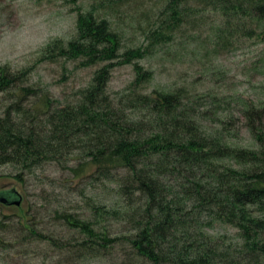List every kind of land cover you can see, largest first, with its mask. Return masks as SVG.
Returning <instances> with one entry per match:
<instances>
[{
	"label": "trees",
	"instance_id": "trees-1",
	"mask_svg": "<svg viewBox=\"0 0 264 264\" xmlns=\"http://www.w3.org/2000/svg\"><path fill=\"white\" fill-rule=\"evenodd\" d=\"M126 1L137 3L131 9H152L136 13L155 27L150 34L153 54L162 45L177 41L185 25L196 28L204 23L211 12L228 24L230 34L225 42L223 38L226 47L234 44L232 36L238 32L241 37L254 38L264 25V0H105L102 5L115 12L129 5ZM76 30V36L67 42L53 40L42 59L96 67L92 85L77 106L59 104L44 93L39 96L41 92L26 85L29 70L13 73L0 65V90L15 91L14 97L36 96L31 113L25 114L23 106H17L0 117V159L18 160L26 170L46 163L52 155L63 164L68 159L62 154H69L79 161L75 178L98 175L108 179L116 171L126 170L132 176L126 182L121 179L118 190L130 208L119 210L87 199L91 219L63 206L56 208L54 219L78 233L64 238L65 242L53 233L39 231L38 213L30 223L26 219L25 228L62 252L76 254L73 256L122 254L119 258L125 261L139 257V262L149 264H264V107L250 105L243 110L249 127L258 134L256 140L262 142L260 149L233 147L201 123L207 102L194 98L199 95H190L184 86L147 91L154 72L141 61L151 55L150 49H124L122 35L108 16L79 11ZM117 63L133 65L136 76L131 84L134 88L113 99L108 82ZM30 120L39 121L42 131L51 135L29 126ZM136 188L143 198L133 196ZM17 200L20 196L15 189L0 191L2 206ZM0 212V233L16 229L13 218ZM103 216H118L131 224L128 235L101 228ZM22 219L19 223L24 229ZM216 223L241 227L243 242L233 250L229 243L212 238L209 232L215 231ZM200 241H205V254L198 249L203 243L196 244ZM5 244L0 235V246Z\"/></svg>",
	"mask_w": 264,
	"mask_h": 264
},
{
	"label": "rangeland",
	"instance_id": "rangeland-1",
	"mask_svg": "<svg viewBox=\"0 0 264 264\" xmlns=\"http://www.w3.org/2000/svg\"><path fill=\"white\" fill-rule=\"evenodd\" d=\"M104 1L0 0V65L9 67L13 73L29 70L26 85L41 92L39 96L44 93L59 104L77 106L92 85L96 67L81 68L71 61L44 60L43 52L53 40L67 42L76 36L79 11L108 16L112 26L122 35L124 49L137 46L150 49L151 55L141 61L145 68L154 72V80L147 86L148 92L159 87L168 90L182 86L188 88L192 92L190 95H199L194 97L196 100L207 102L203 109L206 114L200 118L213 135L233 147L260 149L262 142L256 140L258 134L249 127V118L243 110L250 105L264 107V25L254 38L241 37L238 32L232 36L234 44L226 47L224 42L228 37L225 36L230 34L228 24L225 25L218 13L211 12L204 23L196 28L185 25L183 35L177 37V41L162 45L159 52L153 54L154 42L150 34L155 27L148 25L149 21L136 13L144 9H131L133 5L138 7L137 3L126 1L129 5L112 12L102 5ZM148 10L152 9H145L144 12ZM143 28H146L145 31ZM135 76L133 65L117 63L108 82L109 96L115 99L117 93H126L134 88L131 84ZM14 92L0 90V117L17 106H23L25 114L34 110L36 96L14 97ZM28 125L43 129L36 120L28 121ZM42 133L51 135L49 131ZM62 155L68 159L63 164L52 155L46 163L34 164L26 170L21 169L23 167L18 160L2 162L0 159V191L12 188L20 196L19 205L0 204L2 213L13 218L16 226L12 231L0 233L7 243L0 246V264H64V259L72 264H149L139 262V257L132 258L131 262L138 261L135 263L125 261L123 257L119 258L122 254L112 257L88 253L73 256L76 254L62 252L48 239L33 235L31 229L25 228L26 219L30 223L38 213L36 223L39 231L53 233L65 242V239L76 237L78 233H74L75 230L63 221L54 219L52 213L56 208L63 206L87 219L92 218L87 199L112 204L119 210L130 208V202L127 204L118 190V182L121 179L126 182L132 176L131 172L120 169L108 179L98 175L75 178L76 170L80 168L79 161L73 160L69 154ZM137 189L133 196L143 193ZM21 217L24 218V229L20 227ZM216 224L215 231L209 232L212 238H218L220 243H229L227 246L233 250L243 242L241 227ZM103 227L114 234L126 236L131 224L118 216H103ZM223 234L229 238L228 242L223 240ZM187 243L190 244L189 241ZM196 244H202L198 249L205 254V241ZM127 247L132 250L131 246ZM116 250L122 252L120 248Z\"/></svg>",
	"mask_w": 264,
	"mask_h": 264
},
{
	"label": "water",
	"instance_id": "water-1",
	"mask_svg": "<svg viewBox=\"0 0 264 264\" xmlns=\"http://www.w3.org/2000/svg\"><path fill=\"white\" fill-rule=\"evenodd\" d=\"M2 201H6V200L2 198ZM15 204L19 205L20 201L19 200L15 201Z\"/></svg>",
	"mask_w": 264,
	"mask_h": 264
}]
</instances>
